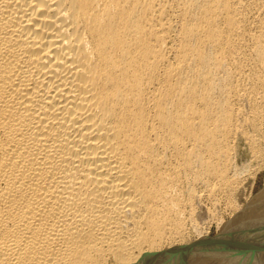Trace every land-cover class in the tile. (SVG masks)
I'll return each instance as SVG.
<instances>
[{
	"label": "bare ground",
	"instance_id": "bare-ground-1",
	"mask_svg": "<svg viewBox=\"0 0 264 264\" xmlns=\"http://www.w3.org/2000/svg\"><path fill=\"white\" fill-rule=\"evenodd\" d=\"M261 161L264 0H0V264H264Z\"/></svg>",
	"mask_w": 264,
	"mask_h": 264
},
{
	"label": "rangeland",
	"instance_id": "rangeland-1",
	"mask_svg": "<svg viewBox=\"0 0 264 264\" xmlns=\"http://www.w3.org/2000/svg\"><path fill=\"white\" fill-rule=\"evenodd\" d=\"M253 167H252L253 170L246 176L248 178H246V181H245V188H244V190L245 189L246 190H245L244 200L247 199V197H249L250 194L253 195V196H255L264 187V161L255 162L254 165H253ZM209 232H210L208 234L209 237L215 236V233H216L215 226L212 227Z\"/></svg>",
	"mask_w": 264,
	"mask_h": 264
}]
</instances>
